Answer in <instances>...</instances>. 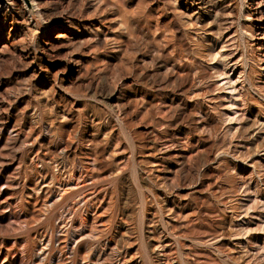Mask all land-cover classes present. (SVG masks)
Segmentation results:
<instances>
[{
    "label": "rangeland",
    "instance_id": "374dc122",
    "mask_svg": "<svg viewBox=\"0 0 264 264\" xmlns=\"http://www.w3.org/2000/svg\"><path fill=\"white\" fill-rule=\"evenodd\" d=\"M11 1L0 264H264L253 1Z\"/></svg>",
    "mask_w": 264,
    "mask_h": 264
},
{
    "label": "bare ground",
    "instance_id": "6f19581e",
    "mask_svg": "<svg viewBox=\"0 0 264 264\" xmlns=\"http://www.w3.org/2000/svg\"><path fill=\"white\" fill-rule=\"evenodd\" d=\"M23 1L26 4H28L30 6V8H35V4H34V1L33 0H22V3L21 4H23L25 6V3ZM252 1H253L254 5H255L253 11L256 13L255 14L256 15V18L255 19L253 18V19H254V21H256L258 23L256 27H257V31L260 32V30L262 28H264V17L262 15V6H264V0H252ZM12 6H13V3H12L11 0H0V8L3 9L4 11L5 10H9L10 8H12ZM259 35H261V33ZM259 40H261V44H258L257 49L259 48V50L261 51L262 46H263V43H264V33L261 35V37L259 38ZM262 71L264 72V68H263ZM231 90L232 91H235L234 88H232Z\"/></svg>",
    "mask_w": 264,
    "mask_h": 264
}]
</instances>
